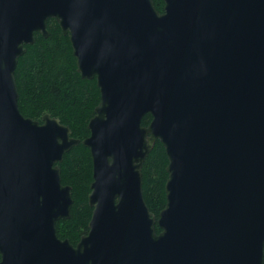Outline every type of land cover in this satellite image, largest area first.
I'll use <instances>...</instances> for the list:
<instances>
[{"label":"water","instance_id":"1","mask_svg":"<svg viewBox=\"0 0 264 264\" xmlns=\"http://www.w3.org/2000/svg\"><path fill=\"white\" fill-rule=\"evenodd\" d=\"M163 2L0 0V264L264 263V0ZM49 19L99 89L83 140L19 110L18 59ZM157 141L156 218L141 169ZM80 144L92 214L73 247L56 234L73 204L58 164Z\"/></svg>","mask_w":264,"mask_h":264},{"label":"trees","instance_id":"2","mask_svg":"<svg viewBox=\"0 0 264 264\" xmlns=\"http://www.w3.org/2000/svg\"><path fill=\"white\" fill-rule=\"evenodd\" d=\"M47 30L46 38L35 33L34 43L25 46L26 52L18 59L14 78L19 110L24 117L38 121L50 114L70 128L73 138L83 140L89 135L87 124L99 102V89L95 79L80 77L69 36L63 35L54 19L48 20ZM151 119V115H145L142 126H147ZM167 165L164 147L157 141L141 169L144 201L156 218L166 203ZM58 166L62 184L71 187L73 204L70 218L57 222L56 233L75 243L88 231L92 214L88 205L92 181L89 150L81 144L72 148ZM155 229L160 231L157 226Z\"/></svg>","mask_w":264,"mask_h":264},{"label":"flooded vegetation","instance_id":"3","mask_svg":"<svg viewBox=\"0 0 264 264\" xmlns=\"http://www.w3.org/2000/svg\"><path fill=\"white\" fill-rule=\"evenodd\" d=\"M153 3H154V6H155V8H156V10L158 11V12H160V13H162L163 12V6H164V2H163V0H153ZM57 224V223H56ZM88 228V227H87ZM87 233V232H86ZM85 233V234H86ZM57 234V233H56ZM84 234V235H85ZM83 236V235H82ZM58 237V236H57ZM59 238V237H58ZM59 239H61V238H59ZM66 239V238H65ZM80 239V238H79ZM61 240H64V239H61ZM68 240V239H67ZM69 241V240H68ZM79 241V240H78ZM78 241L77 242H75V243H71L70 241H69V243L73 246V247H75L76 246V244L78 243Z\"/></svg>","mask_w":264,"mask_h":264}]
</instances>
